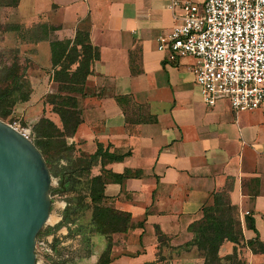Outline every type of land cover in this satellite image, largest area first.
I'll return each instance as SVG.
<instances>
[{"label":"crops","instance_id":"obj_1","mask_svg":"<svg viewBox=\"0 0 264 264\" xmlns=\"http://www.w3.org/2000/svg\"><path fill=\"white\" fill-rule=\"evenodd\" d=\"M167 2L17 0L13 8L1 7L14 12L13 31L6 32L15 35L19 65L29 73L28 98L14 104L10 116L31 132L40 119L60 129L45 102L46 95L60 93V85L50 80L49 42L85 32L97 59L84 80L86 95L77 97L81 122L66 143L73 159L94 154L98 144L115 155L128 153L120 162L98 159L89 177L121 176L103 186L102 205L128 214L133 228L104 238L91 232L89 208L71 215L46 234L69 252L70 260L58 263L96 264L108 245V264H202L194 247L182 248L192 238L187 228L200 219L212 195L225 193L242 240L220 245L219 264H228L224 259L234 250L242 264H264V253H252L250 245L264 243V112L234 113L223 99L211 107L201 102L191 75L194 60L169 61L156 50V39L179 16ZM40 26L47 30L44 40L35 38ZM114 97L130 99L125 112ZM64 198L52 202L53 226L61 221Z\"/></svg>","mask_w":264,"mask_h":264},{"label":"trees","instance_id":"obj_2","mask_svg":"<svg viewBox=\"0 0 264 264\" xmlns=\"http://www.w3.org/2000/svg\"><path fill=\"white\" fill-rule=\"evenodd\" d=\"M16 4L17 0H0V7L13 8ZM6 30L12 32L13 26L8 25ZM38 31L40 35L35 38L44 40L47 30L40 26ZM49 58L52 70L50 80L60 85V93L46 95L45 102L51 107L52 113L58 117L61 127L57 129L47 119H40L32 127L33 143L48 167L52 163H65V166H58L56 175L58 186L55 192L58 196L65 197L66 207L62 211L61 221L43 234L53 233L67 223L71 215L81 213L88 208L90 209L91 232L104 238H108L111 234L126 233L133 228L129 222V215L102 205L103 186L108 182H119L121 176L106 173L104 177L90 178L89 171L98 159L105 163L120 162L128 153L115 155L98 144L94 154L73 159V148L66 143V139L74 134L81 122L77 97L86 95L84 80L90 72V65L97 59V50L89 44L87 33L78 31L72 40L49 42ZM22 73L23 70L17 64L15 57L2 69L0 77V85H3L0 87L1 121L10 116L14 104L25 102L28 98L29 85ZM114 100L125 112L124 107L130 103V99L114 97ZM143 121L145 120L136 119L134 123ZM60 183L62 187H59ZM80 191H84L86 195H82ZM200 212V219L187 228L192 238L182 248L194 247L202 259V264H219L217 251L220 245L223 242L238 244L242 240L235 209L229 204L225 193H216L212 195L211 204L202 207ZM244 224L247 228L253 229L249 218H245ZM59 244L60 242L53 237L49 248L54 260L47 255L46 259L49 260V264H61L58 262H60V255L64 249ZM250 245L252 253H264V243L255 240ZM224 260L228 264H242L236 258L235 250ZM108 262L107 245L96 264H108Z\"/></svg>","mask_w":264,"mask_h":264},{"label":"built area","instance_id":"obj_3","mask_svg":"<svg viewBox=\"0 0 264 264\" xmlns=\"http://www.w3.org/2000/svg\"><path fill=\"white\" fill-rule=\"evenodd\" d=\"M166 8L179 16L156 39V50L169 61L194 60L191 75L201 102L211 107L223 99L234 113L264 112V0H168ZM6 123L33 142L18 119ZM39 243L52 254L49 238Z\"/></svg>","mask_w":264,"mask_h":264},{"label":"water","instance_id":"obj_4","mask_svg":"<svg viewBox=\"0 0 264 264\" xmlns=\"http://www.w3.org/2000/svg\"><path fill=\"white\" fill-rule=\"evenodd\" d=\"M51 185L34 143L0 120V264H37L36 238L51 218Z\"/></svg>","mask_w":264,"mask_h":264},{"label":"rangeland","instance_id":"obj_5","mask_svg":"<svg viewBox=\"0 0 264 264\" xmlns=\"http://www.w3.org/2000/svg\"><path fill=\"white\" fill-rule=\"evenodd\" d=\"M24 1L21 2V7L24 8ZM14 12L9 9H3L0 7V77L2 74V69L7 66L12 59L15 57L17 64L19 65V61H20V53H19V47H18V41L15 37V35H13L12 33L6 32V27L9 25H13V14ZM25 64L22 63L21 65H19V67L22 69L23 66ZM23 70V69H22ZM25 81H27V76L29 75L28 72L23 70L22 73ZM3 85H0V87H2ZM14 118L12 116H9L8 118H6L4 120V122H10L11 120H13ZM21 126L26 127L24 124L21 123ZM59 162L58 163H52L48 169H49V173H50V177H51V181H52V185H51V208H50V221H48V223L45 225V227L43 229H41L38 237L36 238V245H35V253H36V263L37 264H49V260L46 259L47 254H45L43 251H41L38 248V243L43 241L44 237H47L45 234H43L47 229H51V227H53V219H54V212L55 210H53V204L52 202L57 201V197H62V196H57V193L55 192V189H57L58 186V182H57V172H58V166H59ZM56 195V196H54ZM51 234V233H50ZM69 253L68 251H63L62 254H67ZM67 258H65V260H70L69 256L66 255Z\"/></svg>","mask_w":264,"mask_h":264},{"label":"flooded vegetation","instance_id":"obj_6","mask_svg":"<svg viewBox=\"0 0 264 264\" xmlns=\"http://www.w3.org/2000/svg\"><path fill=\"white\" fill-rule=\"evenodd\" d=\"M51 243V242H50ZM50 245V244H49Z\"/></svg>","mask_w":264,"mask_h":264}]
</instances>
